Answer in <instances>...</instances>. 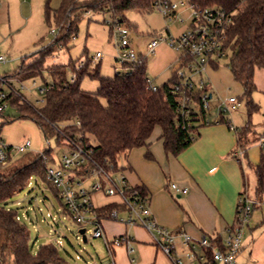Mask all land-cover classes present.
I'll return each instance as SVG.
<instances>
[{"label":"trees","instance_id":"obj_1","mask_svg":"<svg viewBox=\"0 0 264 264\" xmlns=\"http://www.w3.org/2000/svg\"><path fill=\"white\" fill-rule=\"evenodd\" d=\"M154 1L63 0L56 10H51L48 5L46 18L50 21L53 16L58 25L54 41L25 56L15 73L3 76L13 84L14 81H22L48 71L52 80H44V85L48 87L52 84L53 87L47 88L43 93V104L40 107L27 101L21 93L13 91L8 93L7 99L9 103L17 106L21 117L34 119L46 138L57 132L58 141L65 138L71 150L75 148L74 143H79L89 152L90 164L74 169L77 175H87L86 168L93 163L109 171L119 170V157L127 156L136 147L149 145L157 126L162 129L161 138L165 150L178 155L199 136V128L204 126V109L192 113L188 118L191 124L177 114V99L170 92L171 85L177 81L175 74L160 85L150 78L144 62L128 63L126 70L113 77L102 76L96 65L90 67L89 61L80 69H77L78 59L68 64L47 63L48 58L58 50L68 48V41L76 32L78 22L87 12L111 10L117 15L133 8L148 10ZM190 2L221 8L233 15V21L227 29L226 56L229 55L227 66L235 81L243 87L239 99L245 104L248 113V121L237 131L238 146L234 152L243 150V155L239 156L242 159L246 155L247 145L254 142L250 140L255 127L251 116L260 109L253 94L257 89L255 70L264 69V0ZM124 19L120 18L118 22L122 23ZM217 65L218 63L215 64ZM68 67L73 72L76 71L74 82L66 78ZM84 75L99 80L97 91L81 87L80 80ZM151 82L158 86V90L154 91L150 87ZM4 85L0 79V91L4 90ZM3 113L4 111L0 112ZM220 121L227 122L224 116ZM91 136L96 143L91 142ZM49 150L23 158L11 156L6 162L0 161V264H67L53 243L43 244L37 253H32L29 229L20 222L16 210L9 209L2 203L26 184H30L33 175L41 177L53 189L60 202L62 201L60 187L47 177V162L51 158ZM147 156L153 158L151 153H147ZM253 167L257 178L254 197L264 201L263 152L260 162ZM139 190L148 195L144 187L139 186ZM62 205L73 217L66 204ZM115 208L125 209V206L123 203H110L94 207V211L100 221L102 218H111V212ZM209 239L210 246L203 248V251L212 260L214 249H225L224 237L221 234L209 235Z\"/></svg>","mask_w":264,"mask_h":264},{"label":"rangeland","instance_id":"obj_2","mask_svg":"<svg viewBox=\"0 0 264 264\" xmlns=\"http://www.w3.org/2000/svg\"><path fill=\"white\" fill-rule=\"evenodd\" d=\"M180 5L178 13L183 18L167 20L158 10L150 7L148 10L129 9L124 13L115 15L111 10L100 12H87L78 22L76 32L68 41V48L58 50L47 60L48 64H68L73 60H85L99 68L102 76L113 77L117 70H125V66L117 59L118 54V26L128 29V37L135 48L138 57H144L146 70L151 79L157 84H163L174 74V69L180 65L182 50L162 43L153 53H147V45L151 39L163 33L169 36L179 37L191 26L190 0ZM63 0H0V55L5 57L0 61V75L15 73L22 59L54 41L56 34L51 29H58L54 17L48 21L46 9L49 5L51 10L58 9ZM125 18L124 22L117 24L118 19ZM100 52L102 57L96 61L93 57ZM141 55V56H140ZM229 55L223 57L220 62V70L223 71L226 80L221 85V93H239L241 86L232 78L229 66H227ZM90 68V69H91ZM73 71L67 68L66 78L71 79ZM44 80L51 81L52 78L45 70L42 75L30 77L22 81H14L13 85L20 91L24 98L32 104L40 107L43 104V93L39 87L44 85ZM263 88L264 78L262 77ZM25 84V87H22ZM83 89L97 91L99 80L90 75H84L80 80ZM229 87H231L229 91ZM8 93L11 89L8 85L3 86ZM257 91V90H256ZM254 92V99L259 103L260 109L251 116L254 130L250 135L253 143L264 137V91ZM215 108V107H214ZM216 109H212V114ZM235 122L244 126L248 121V113L245 104L234 110ZM237 125V126H238ZM160 126H157L152 134V139L158 140ZM0 138L7 144L18 147L30 140V146L24 151L14 150L16 158H23L50 149L51 158L47 166H58L64 154L70 153L71 148L64 138L58 141V134L46 138L37 122L31 117H21L17 106L8 102L3 114H0ZM94 144L96 140L90 137ZM256 145V144H254ZM80 146L74 143V147ZM264 146V145H263ZM264 147L253 146L247 152L248 157L243 160V170L246 176V192L254 197L256 187V174L254 165L261 160V153ZM128 161L127 156L121 155L118 159V169L113 173L115 178L122 172L126 174L124 166ZM78 181L81 182L78 183ZM90 177L77 176L73 186L78 188L81 185H90ZM172 184V183H171ZM171 186V185H170ZM176 200V192L172 187ZM244 190V189H243ZM62 202V203H61ZM55 195L53 189L37 175H33L30 184L15 193L12 197L2 201L9 209L16 210L20 222L25 224L30 231L31 251L37 253L40 246L46 243H53L67 264H108L111 262V255L108 251L106 241L103 237H94L93 224H86L87 240L84 241L79 233L82 227L65 209L62 201ZM264 213V204L253 208L251 218L252 224ZM250 218V220H251ZM255 225V224H254ZM248 229V228H247ZM58 264V263H49Z\"/></svg>","mask_w":264,"mask_h":264},{"label":"built area","instance_id":"obj_3","mask_svg":"<svg viewBox=\"0 0 264 264\" xmlns=\"http://www.w3.org/2000/svg\"><path fill=\"white\" fill-rule=\"evenodd\" d=\"M184 1L176 2L173 0H155L152 7L158 10L167 20L183 18L178 13L180 5ZM191 26L179 37L169 36L159 33L155 35L147 45V53H153L162 43L182 50L180 65L174 69L177 78L170 88V92L177 99V114L184 121L192 115L193 112H200L201 109L206 111L204 125L219 122L222 116H226L227 124L232 131L237 132L238 127L229 118L231 113L236 110L243 102L239 99L240 95L231 94L228 96L215 95L211 89L207 77V71L211 65L220 63L221 59L226 56L227 29L233 21V15L217 7L202 6L198 3L190 2ZM119 24L120 22H116ZM51 33H58V29L52 28ZM128 29L118 26V54L117 59L127 69L128 63H141L144 57H138L135 48L132 46L128 37ZM141 56V55H140ZM102 57L100 52L96 53L93 60L96 61ZM5 57L0 55V61ZM87 61L79 60L77 69L82 68ZM120 73V68H116ZM0 79L8 85L11 91L20 93V91L10 82L0 75ZM76 80V71L73 72L71 82ZM25 87V84H22ZM48 87L42 85L39 87L40 92L44 93ZM150 87L156 91L158 86L150 83ZM8 92L0 91V112L5 111L8 106ZM215 107V108H214ZM212 109H216L215 116ZM183 121V122H184ZM189 123V120L187 121ZM187 122L184 127L187 126ZM191 124V123H189ZM259 145H264V137L258 140ZM30 146V140L18 147L7 144L0 138V161L6 162L13 155L14 150L24 151ZM237 155L242 156L243 150H239ZM90 154L81 146L70 150V153L64 154L58 166H47V177L57 184L65 199V204L72 213L73 218L86 227V224H93L94 237H103L107 247L111 250L113 246L128 244L132 238L125 234L115 237L109 241L105 235L101 222L97 218L92 202V194L102 192L105 195H118L128 213L126 218H120L118 211L114 209L111 217L121 219L131 225H142L149 230L155 239L157 246L174 262V264H238L237 255L242 245V235L245 226L252 217L253 208L256 205L264 204V201L251 197L248 192L240 193L237 200V216L235 223L227 228L224 237L225 249H214L213 259L209 260L203 251V248L210 246L208 234L200 238H194L191 234L181 230L173 231L160 224L150 207L148 195H144L139 190V186L129 182L125 173L113 177L116 171L104 169L99 164L93 163L86 168L87 176L92 179V183L81 185L76 188L73 186L77 178L74 169H81L90 163ZM78 183L81 184L80 181ZM171 187L178 193H187L188 187H182L173 182ZM182 238L184 251L181 253L178 247L177 238ZM134 248L129 247V251ZM108 264H115L112 259Z\"/></svg>","mask_w":264,"mask_h":264},{"label":"crops","instance_id":"obj_4","mask_svg":"<svg viewBox=\"0 0 264 264\" xmlns=\"http://www.w3.org/2000/svg\"><path fill=\"white\" fill-rule=\"evenodd\" d=\"M220 68V63L217 66L214 64L207 71L209 85L214 94L241 95L243 87L238 82L241 92L221 93V85L226 77ZM230 74L234 78L231 70ZM262 77L264 78V69L256 68L257 91H264L261 86ZM230 89L231 87L229 91ZM215 115L214 112L213 116ZM229 118L238 125L234 111ZM161 134L162 129L158 142L154 143L151 136L149 145L136 147L127 155L128 161L124 169L129 182L147 190L156 220L168 229L183 230L194 238H200L204 234H221L225 237L227 228L236 220L238 197L246 190L243 160L248 157L247 152L253 146H261L258 142L247 145L246 155L240 159L234 153L238 146L237 132L221 121L201 126L199 136L178 155L165 150ZM147 153H151L153 158H149ZM78 176L83 179L88 177L85 174ZM173 182L189 188L187 193L176 194V198L180 200L173 196L170 186ZM92 202L94 207L122 203L118 195H105L102 192L93 193ZM116 210L120 218L128 216L125 209ZM252 219L254 218H251L243 230L242 245L237 255L238 264H264V213L255 218V225H251ZM100 222L109 241L125 234L132 238L128 244L113 246L111 250L108 247L111 260L115 264H174L157 246L153 234L142 225H131L112 217L102 218ZM177 241L182 253V238L178 237ZM129 247L134 250L129 251Z\"/></svg>","mask_w":264,"mask_h":264},{"label":"water","instance_id":"obj_5","mask_svg":"<svg viewBox=\"0 0 264 264\" xmlns=\"http://www.w3.org/2000/svg\"><path fill=\"white\" fill-rule=\"evenodd\" d=\"M79 233L82 235L83 240L86 241V240H87V236H86V227H80V228H79Z\"/></svg>","mask_w":264,"mask_h":264}]
</instances>
